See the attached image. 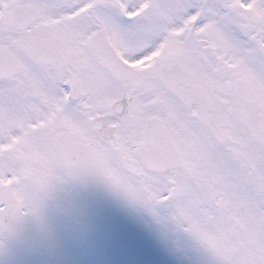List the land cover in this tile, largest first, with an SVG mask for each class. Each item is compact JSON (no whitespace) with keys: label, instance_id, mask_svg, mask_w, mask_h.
I'll return each instance as SVG.
<instances>
[{"label":"snow or ice","instance_id":"1","mask_svg":"<svg viewBox=\"0 0 264 264\" xmlns=\"http://www.w3.org/2000/svg\"><path fill=\"white\" fill-rule=\"evenodd\" d=\"M66 177L264 264V0H0V254Z\"/></svg>","mask_w":264,"mask_h":264},{"label":"rangeland","instance_id":"2","mask_svg":"<svg viewBox=\"0 0 264 264\" xmlns=\"http://www.w3.org/2000/svg\"><path fill=\"white\" fill-rule=\"evenodd\" d=\"M64 187L69 214L48 201L44 209L42 253L20 251L0 256V264H203L204 256L184 233L157 223L140 205L112 194L103 215L74 184ZM72 219H71V218Z\"/></svg>","mask_w":264,"mask_h":264},{"label":"water","instance_id":"3","mask_svg":"<svg viewBox=\"0 0 264 264\" xmlns=\"http://www.w3.org/2000/svg\"><path fill=\"white\" fill-rule=\"evenodd\" d=\"M81 189L86 193V195L91 199V201L103 212L107 213L110 208V200L106 191V188L100 183L88 179V180H74ZM56 204L57 207H61L60 203V193L57 191L54 197L50 200ZM23 239L19 243L30 250L32 253H38L40 250L39 236L35 228L34 223L29 222V227L25 226Z\"/></svg>","mask_w":264,"mask_h":264},{"label":"flooded vegetation","instance_id":"4","mask_svg":"<svg viewBox=\"0 0 264 264\" xmlns=\"http://www.w3.org/2000/svg\"><path fill=\"white\" fill-rule=\"evenodd\" d=\"M12 241H4V243H5V247L7 248V249H10L11 247H12V244H10ZM10 244V245H9Z\"/></svg>","mask_w":264,"mask_h":264}]
</instances>
